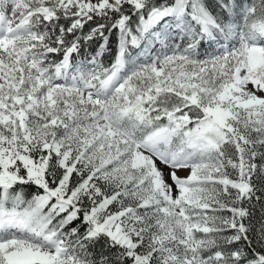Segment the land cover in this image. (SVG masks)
<instances>
[{
	"label": "snow or ice",
	"instance_id": "obj_1",
	"mask_svg": "<svg viewBox=\"0 0 264 264\" xmlns=\"http://www.w3.org/2000/svg\"><path fill=\"white\" fill-rule=\"evenodd\" d=\"M0 264H264V0H0Z\"/></svg>",
	"mask_w": 264,
	"mask_h": 264
}]
</instances>
